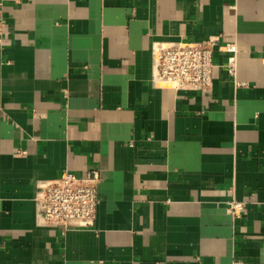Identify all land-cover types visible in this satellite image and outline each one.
<instances>
[{"label": "crops", "instance_id": "1", "mask_svg": "<svg viewBox=\"0 0 264 264\" xmlns=\"http://www.w3.org/2000/svg\"><path fill=\"white\" fill-rule=\"evenodd\" d=\"M0 2V264H264V0ZM214 37L249 86L217 47L211 89L154 85L155 43ZM92 169L95 225L37 227Z\"/></svg>", "mask_w": 264, "mask_h": 264}, {"label": "built area", "instance_id": "2", "mask_svg": "<svg viewBox=\"0 0 264 264\" xmlns=\"http://www.w3.org/2000/svg\"><path fill=\"white\" fill-rule=\"evenodd\" d=\"M0 2V43L8 34L9 21L2 12ZM227 54L226 68L229 80L237 89L249 83L239 79L238 57L232 44H220L219 37L206 42L178 43L157 42L153 48L154 85L192 91H206L212 88L215 61V48ZM133 143L137 140H132ZM102 177L98 169L86 175L64 171L51 181L38 185L34 198V222L37 227L65 229L89 228L96 223L100 203V184ZM242 204L236 199L229 200L231 214L239 216Z\"/></svg>", "mask_w": 264, "mask_h": 264}]
</instances>
